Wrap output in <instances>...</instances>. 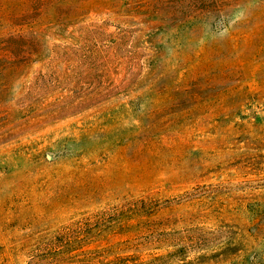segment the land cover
Segmentation results:
<instances>
[{"label": "rangeland", "instance_id": "obj_1", "mask_svg": "<svg viewBox=\"0 0 264 264\" xmlns=\"http://www.w3.org/2000/svg\"><path fill=\"white\" fill-rule=\"evenodd\" d=\"M141 196L264 264V0H0V264Z\"/></svg>", "mask_w": 264, "mask_h": 264}, {"label": "trees", "instance_id": "obj_2", "mask_svg": "<svg viewBox=\"0 0 264 264\" xmlns=\"http://www.w3.org/2000/svg\"><path fill=\"white\" fill-rule=\"evenodd\" d=\"M33 6L38 9L41 4ZM120 48L122 42L118 40L110 47L95 49L91 57L102 61L118 56L124 62H133L130 51L120 56ZM170 202L141 196L83 216L61 227L29 264H169L166 260L170 259L192 264L182 253L197 244L200 229L182 217L164 216L165 210L183 203ZM169 247L176 248V253L150 252Z\"/></svg>", "mask_w": 264, "mask_h": 264}]
</instances>
